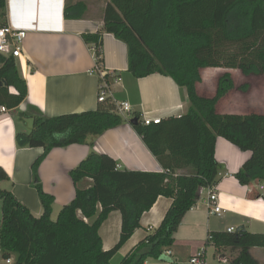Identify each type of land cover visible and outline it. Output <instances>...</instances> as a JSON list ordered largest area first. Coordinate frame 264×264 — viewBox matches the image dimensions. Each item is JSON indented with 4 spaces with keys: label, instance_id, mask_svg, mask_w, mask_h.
<instances>
[{
    "label": "trees",
    "instance_id": "obj_1",
    "mask_svg": "<svg viewBox=\"0 0 264 264\" xmlns=\"http://www.w3.org/2000/svg\"><path fill=\"white\" fill-rule=\"evenodd\" d=\"M80 3L64 6L66 19H78ZM101 32L83 35L91 46L95 65L102 69V33L113 35L127 51V72L135 79L168 77L189 108L178 118L144 126L139 115L132 125L162 173L118 170L107 155L91 151L69 172L76 186L74 198L52 220L53 197L43 192L37 169L55 148L92 147V140L119 127L124 118L107 99L95 111L46 118L31 116L28 133H17L19 148H39L42 154L31 167L32 186L42 214L34 217L14 195L0 188V253L13 264H111L119 249L140 228L141 216L159 197L172 204L158 228L149 230L118 264H145L159 260L175 245L174 234L185 214L199 199L200 190L219 182L214 157L215 141L222 138L249 159L234 174L241 186L264 185V114H218L217 102L233 86L229 74L221 76L215 95L197 94L202 69L237 70L243 76H264V0H106ZM6 25L5 0H0V28ZM13 57H0V105L15 109L26 100L27 89ZM105 75L101 83L109 84ZM186 170V174H178ZM91 180L87 189L77 186ZM9 181L0 168V183ZM198 196V199L196 197ZM251 190L249 197L262 198ZM97 205L100 211L97 212ZM86 219L94 218L90 224ZM121 214L118 242L104 251L98 230L108 215ZM206 245L216 250H237L231 264H259L249 253L264 249V234L243 228L233 233L212 232Z\"/></svg>",
    "mask_w": 264,
    "mask_h": 264
},
{
    "label": "crops",
    "instance_id": "obj_2",
    "mask_svg": "<svg viewBox=\"0 0 264 264\" xmlns=\"http://www.w3.org/2000/svg\"><path fill=\"white\" fill-rule=\"evenodd\" d=\"M67 2L69 5L81 4L77 10L80 18L64 17ZM105 4L106 0H5L6 24L15 30L26 32L21 57L16 58L15 62L25 82L27 97L18 107L0 116V168L9 179L0 183V188L10 191L34 217L41 216L42 208L32 186L31 167L42 154V149L17 146V133H28L32 126V119L23 117V114L31 116L39 113L46 118H53L95 111L100 105L97 102L101 80L98 70L103 71L104 76L108 75L110 101L127 102L131 107V112L123 117L124 123L94 138L92 147L71 145L52 149L39 165L37 176L41 188L54 200L52 218L74 198L76 186L72 183L69 172L91 151L112 158L120 171L162 173V168L129 121L135 115H139L141 120L178 118L185 115L189 108L186 97L181 96L170 78L156 74L133 78L127 72L126 47L111 34L102 33L103 63L102 69L97 70L91 46L84 44L82 36L101 32ZM215 70H200V81L196 85L199 96L211 98L215 95L221 76L211 80L207 77ZM227 74L230 75V72ZM116 77L119 82L113 83ZM231 91L217 102L216 112L221 115L228 111L251 114L246 113L251 102L241 98L242 104L237 106ZM263 112L254 114H264ZM214 157L218 164L219 182L213 189L222 210L220 216L208 214V190H203L174 234L175 245L171 248L170 255L163 254L159 260L149 259L145 264H188L192 257L202 251L206 264L205 247L209 233L243 228L253 234H264V190H260L264 185L245 187L234 178V174L249 159L250 153L242 152L226 140L217 138ZM186 173V170L178 172ZM90 185L91 180L85 179L77 187L87 189ZM251 190L262 192V198H250ZM171 204L172 199L159 197L151 209L141 216L140 228L119 249L111 264H118L147 236L149 230L158 228ZM96 208L99 212L100 206L97 205ZM77 214L88 224L95 218L88 220L80 211ZM120 230L121 214L113 211L98 230L104 251L118 242ZM212 248L219 264H231V260L238 255L237 250ZM263 257L264 250L257 259L252 258L262 264ZM0 264H7L1 258V253Z\"/></svg>",
    "mask_w": 264,
    "mask_h": 264
},
{
    "label": "built area",
    "instance_id": "obj_3",
    "mask_svg": "<svg viewBox=\"0 0 264 264\" xmlns=\"http://www.w3.org/2000/svg\"><path fill=\"white\" fill-rule=\"evenodd\" d=\"M26 32L24 31H18L13 28H11L8 24L0 28V55L6 56V57H13V58H19L21 57V46L22 42L25 39ZM98 70V68H97ZM99 75L101 76V80L104 78V72L98 70ZM119 82L118 77L113 79V83ZM110 96V85L105 84L104 82L100 84L99 86V92L97 96V102L98 103H104L107 99H109ZM114 105L115 111L118 115L124 117L126 114H129L131 112V107L127 102H115L111 101ZM8 113V109L5 106L0 105V116ZM160 121V119H148L144 118L142 120V123L144 126H149L150 124H157ZM260 190H264V186L260 187ZM203 190H200L199 196ZM207 205V211L209 215H217L220 216L221 214V207L218 204V196L215 193L214 189H208V199L206 202ZM227 233H233L235 230L233 228H229L226 230ZM208 240H210V236L208 235ZM165 256L170 255V251L164 252ZM163 255V256H164ZM204 253L198 252L197 255L192 257L188 264H205L204 259ZM7 264H12V260H6Z\"/></svg>",
    "mask_w": 264,
    "mask_h": 264
},
{
    "label": "rangeland",
    "instance_id": "obj_4",
    "mask_svg": "<svg viewBox=\"0 0 264 264\" xmlns=\"http://www.w3.org/2000/svg\"><path fill=\"white\" fill-rule=\"evenodd\" d=\"M211 72L212 74H209V76H207L210 80L216 79L218 75L223 76L225 72L226 74L227 72H230V77L233 81V86H234V88L232 89L233 91H231V96H234L233 99H235L236 105L238 106L242 104L241 98H244V99L246 98V100H248L249 103L251 102L250 103L251 107L249 108V110L246 111V113H260V111L262 113L264 111V76L245 77L239 71L229 70V69H216L215 71H211ZM204 77H206V75ZM235 113L244 114L245 112H238V111L229 112L228 111L226 114H235ZM57 215L58 214H55L52 217V220H56ZM205 248H206V264H219L217 257L216 256L214 257V254L216 255L214 249L210 246H207ZM263 250L264 249H261V248H251L250 254L252 257H255L257 259L259 253ZM261 261H262L261 263L264 264V257H263V260ZM12 262H13V259H12Z\"/></svg>",
    "mask_w": 264,
    "mask_h": 264
},
{
    "label": "water",
    "instance_id": "obj_5",
    "mask_svg": "<svg viewBox=\"0 0 264 264\" xmlns=\"http://www.w3.org/2000/svg\"><path fill=\"white\" fill-rule=\"evenodd\" d=\"M129 123H130L131 125H136V124H137V120L134 119V118H132V119L129 121ZM196 199H198V196L196 197ZM238 229H239V228H238ZM238 229H236V230H238Z\"/></svg>",
    "mask_w": 264,
    "mask_h": 264
}]
</instances>
